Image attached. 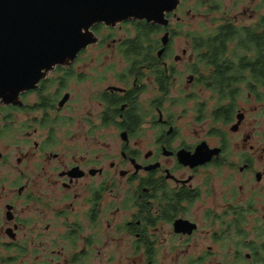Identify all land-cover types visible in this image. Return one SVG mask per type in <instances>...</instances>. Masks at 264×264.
Masks as SVG:
<instances>
[{"label": "flooded vegetation", "instance_id": "flooded-vegetation-1", "mask_svg": "<svg viewBox=\"0 0 264 264\" xmlns=\"http://www.w3.org/2000/svg\"><path fill=\"white\" fill-rule=\"evenodd\" d=\"M237 2L213 30L185 32L181 0L168 25L149 22L156 41L140 59L127 54L131 38L110 45L112 33L101 28L115 26L97 23V43L123 61L98 62L86 74L76 66L91 44L22 92L19 104L0 100V141L14 132L34 144L15 167L35 160L9 178L11 160L0 150V264H159L172 256H161L167 243L177 262L203 264L218 251L226 264L264 262V0ZM182 33L188 45L178 51ZM218 34L225 45L215 56L206 43ZM87 78L97 111L63 115L69 83ZM198 149L218 152L199 161ZM180 220L187 230H176ZM201 240L207 248L192 251Z\"/></svg>", "mask_w": 264, "mask_h": 264}, {"label": "water", "instance_id": "water-1", "mask_svg": "<svg viewBox=\"0 0 264 264\" xmlns=\"http://www.w3.org/2000/svg\"><path fill=\"white\" fill-rule=\"evenodd\" d=\"M181 0H0V100L19 104L22 92L36 88L57 65L75 61L79 53L97 43L93 27L115 26L126 20L168 25L167 14ZM169 33L163 37L166 45ZM163 51L160 52V55ZM67 94L60 102L62 106ZM197 150L192 157L206 161ZM189 222H176L187 230ZM191 230V229H190Z\"/></svg>", "mask_w": 264, "mask_h": 264}, {"label": "rangeland", "instance_id": "rangeland-1", "mask_svg": "<svg viewBox=\"0 0 264 264\" xmlns=\"http://www.w3.org/2000/svg\"><path fill=\"white\" fill-rule=\"evenodd\" d=\"M238 4L237 0H183L180 8L177 10V16H181L183 19V23L180 26V30L185 32L188 31H200L207 32L209 30H213L215 25L221 22V19L225 15V11L227 9H231L230 13L238 12V9L235 7ZM112 28V29H110ZM178 29V25H177ZM101 31L104 34H111L112 37L108 39V44L113 45V39L117 40L124 38H133L136 35L134 27L129 22H121L115 25V27L101 28ZM163 35V34H162ZM160 34V36H162ZM182 36H186V34L182 33L179 37L178 41L176 38V42L174 43V47L180 51V47H185L188 45L186 42L188 39ZM104 43V47H101V43H96L89 46L83 55H81L79 62L76 68L82 69L86 74H91L93 69L98 65V62H121L124 59L120 54H116L115 49L109 48V45ZM180 49V50H179ZM79 69V71H80ZM112 81V80H110ZM114 82V81H113ZM112 82V83H113ZM70 91L73 92L72 99L69 104L66 106L63 115H74L77 119H82L83 116L89 112H96L98 107L94 99L92 98L95 93L96 86L92 79L87 78V80L78 81L73 80L69 83ZM242 92L241 101L244 103V100L247 99V90L244 88ZM152 93V92H150ZM149 93V94H150ZM261 94L264 97V87L261 88ZM34 100V99H32ZM215 99H213V102ZM7 112V110H6ZM87 118V117H86ZM191 117L188 116L185 118V122L188 121ZM262 134L264 135V112L262 116ZM44 133L37 134L34 138L39 140ZM84 141L88 142L89 137L84 134ZM19 141V142H18ZM34 144L31 141V144L24 142L23 135L11 132L9 135H6L3 141H0V150L3 151L6 155L8 162L10 165H6L4 167V174L9 178H15L18 174L23 172H30V165L34 159H28L24 165H21L22 170L20 171L15 167L17 165V160L19 157L24 156V152L29 148H33ZM264 183V182H263ZM261 217H264V196H262V209H261ZM207 248V244L202 242L199 245H193L191 247L192 251L200 252L203 249ZM217 249V247H215ZM175 248L172 243H167L163 247H161V256L162 254H172L170 258L162 257L159 260V264H189L187 262L181 261L177 262V256L175 257ZM246 252L249 250L246 249ZM217 256H220L223 259L222 253L220 251L217 252ZM219 257V259H220ZM176 259V261H175ZM219 259L211 261L208 260L203 264H226L225 261H220ZM134 264H137L134 262ZM138 264H141L139 262ZM245 264H264L263 261L256 262L254 260H247Z\"/></svg>", "mask_w": 264, "mask_h": 264}, {"label": "trees", "instance_id": "trees-1", "mask_svg": "<svg viewBox=\"0 0 264 264\" xmlns=\"http://www.w3.org/2000/svg\"><path fill=\"white\" fill-rule=\"evenodd\" d=\"M127 22L132 24L136 32V35L133 38H131L130 41L128 42V45L131 48V53L127 52V54L135 56L136 59H140L143 45L149 43V45L152 46L155 44L156 40H154L155 38L152 39V34L157 33L158 27L155 24L146 22L145 20H133V21H127ZM97 29H99V25L96 26V30ZM230 30L231 32L233 31L232 28H230ZM223 38H225L223 34L222 35L218 34L214 37L215 39L214 41L206 43L210 47L214 48V50H211V52H213V55L216 56L218 53H222L221 51H223V47L225 43H221L218 40H222ZM200 43L201 41L198 44ZM219 49H222V50H219ZM225 70L226 69H223V67L222 69L218 68V72L219 74H221V76H223V73ZM214 87L218 88L221 91V94L223 95L224 93H226V90L224 89L228 86L215 85Z\"/></svg>", "mask_w": 264, "mask_h": 264}]
</instances>
